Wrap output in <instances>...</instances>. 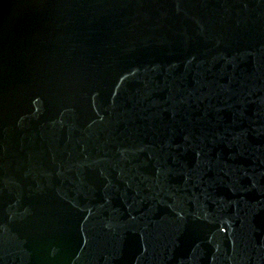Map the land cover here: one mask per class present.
Wrapping results in <instances>:
<instances>
[{"label":"water","instance_id":"obj_1","mask_svg":"<svg viewBox=\"0 0 264 264\" xmlns=\"http://www.w3.org/2000/svg\"><path fill=\"white\" fill-rule=\"evenodd\" d=\"M0 264H264V0H0Z\"/></svg>","mask_w":264,"mask_h":264}]
</instances>
